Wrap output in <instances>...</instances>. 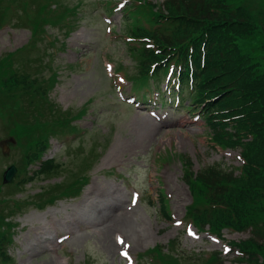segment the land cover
<instances>
[{
	"label": "rangeland",
	"instance_id": "374dc122",
	"mask_svg": "<svg viewBox=\"0 0 264 264\" xmlns=\"http://www.w3.org/2000/svg\"><path fill=\"white\" fill-rule=\"evenodd\" d=\"M61 1L69 6L78 3V18L71 30L58 25L49 30L57 36L54 44L64 47L48 48L52 54L50 65L57 77L48 97L57 109L71 110L73 115L85 109L82 117L71 119L83 133L66 138L50 135L48 139L50 147L42 156L65 162L66 174L26 179L19 187L11 184L18 171L10 182L2 183L3 171L20 162L23 151L3 141L7 132L0 119V198L28 201L41 186L64 180L68 170L78 167L81 155L92 145L98 146L99 156L82 172L90 176V181L80 196L62 198L43 210L27 205L13 211L8 219L14 224L13 245L9 249L15 259L13 264H150L149 257L140 261L139 254L157 246L160 253L170 255L171 264H198V256L214 251L220 252V264H235L236 251L226 252L225 248L228 249L229 240L247 238L250 229L224 230L218 239L186 223L189 219L184 214L191 197L183 173L186 168L195 172L217 162L237 171L241 163L238 149L212 147L204 121L196 116L195 108L187 109L188 98L177 105L170 103L178 89L173 86L170 94L164 88L166 80L151 95L147 110L152 114L127 102L133 95L130 82L123 80L120 73L114 74V69L122 65L130 72L134 70L121 17L129 0H112L111 11L100 0ZM151 1L162 4L164 0ZM29 36L25 27L1 28L0 56L25 45ZM262 36L263 41L241 44L243 51L256 55L258 45H264V33ZM45 39L47 43L50 36ZM164 149L170 156L161 163L157 157ZM181 155H186L189 167ZM39 165L35 162L32 168ZM160 188L167 196L170 221L158 211ZM123 211L128 214L131 227L113 232L110 220ZM190 230L194 235H189Z\"/></svg>",
	"mask_w": 264,
	"mask_h": 264
},
{
	"label": "trees",
	"instance_id": "16d2710c",
	"mask_svg": "<svg viewBox=\"0 0 264 264\" xmlns=\"http://www.w3.org/2000/svg\"><path fill=\"white\" fill-rule=\"evenodd\" d=\"M244 2L164 0L160 5L132 1L123 8V31L130 39L127 49L130 53L133 49L138 58L133 78L139 77L138 72L149 77L152 71L168 66L162 64L163 60L176 59L185 85L187 72L193 68L192 91L196 102L205 103L210 138L223 148H241L244 163L240 174L220 162L195 172L186 168L184 181L193 196L187 217L198 228L207 225L215 233L224 228L241 231L250 227L249 238L233 242L243 254L236 263L264 264V45H258L256 55L241 47L254 40L263 41L264 1ZM52 3L55 6L50 8ZM77 5L69 6L61 0H0V29L12 25L30 32L26 45L0 56V119L7 132L4 138L10 144L13 139L12 146L23 151L12 185L20 187L26 179L34 181L62 173L63 163L55 158L40 161L49 147L48 139L58 133L75 132L77 127L71 119L86 112L82 108L73 115L71 110L57 109L48 97L57 79L48 48L64 47L54 44L57 36L49 30L57 25L71 30L78 18ZM51 35L47 44L45 38ZM137 41L139 46H135ZM158 62L161 64L156 66ZM149 63L153 65L147 71ZM183 159L189 167L186 155ZM38 161L37 169L28 168ZM83 163L88 166V160ZM82 183L83 174L69 183L41 186L28 201L0 198V264L14 260L9 251L14 224L8 221L13 211L27 205L44 209L59 197L78 194ZM162 207L167 210L166 205ZM154 251H160L159 247ZM160 254L171 264L170 255ZM201 259L196 260L198 264L219 263L216 255L207 261Z\"/></svg>",
	"mask_w": 264,
	"mask_h": 264
},
{
	"label": "bare ground",
	"instance_id": "6f19581e",
	"mask_svg": "<svg viewBox=\"0 0 264 264\" xmlns=\"http://www.w3.org/2000/svg\"><path fill=\"white\" fill-rule=\"evenodd\" d=\"M130 229L131 223L126 211L121 212L110 220V228L115 232L116 230L124 231V228Z\"/></svg>",
	"mask_w": 264,
	"mask_h": 264
},
{
	"label": "water",
	"instance_id": "95a60500",
	"mask_svg": "<svg viewBox=\"0 0 264 264\" xmlns=\"http://www.w3.org/2000/svg\"><path fill=\"white\" fill-rule=\"evenodd\" d=\"M15 171H16V168L14 165L8 166L3 173V182L6 183V182L10 181V179L12 178Z\"/></svg>",
	"mask_w": 264,
	"mask_h": 264
},
{
	"label": "snow or ice",
	"instance_id": "6c2138e0",
	"mask_svg": "<svg viewBox=\"0 0 264 264\" xmlns=\"http://www.w3.org/2000/svg\"><path fill=\"white\" fill-rule=\"evenodd\" d=\"M133 202L135 203V199L133 200ZM189 235H194V233L190 230L189 231ZM120 243H123V241L122 240H120L119 241ZM225 251L227 252L228 251V249L227 248H225ZM122 255H127V253H122Z\"/></svg>",
	"mask_w": 264,
	"mask_h": 264
}]
</instances>
